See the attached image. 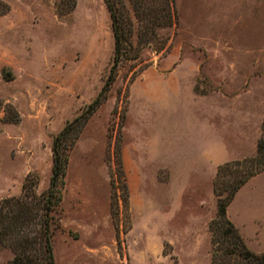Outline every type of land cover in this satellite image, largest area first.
Here are the masks:
<instances>
[{
  "label": "rangeland",
  "instance_id": "obj_1",
  "mask_svg": "<svg viewBox=\"0 0 264 264\" xmlns=\"http://www.w3.org/2000/svg\"><path fill=\"white\" fill-rule=\"evenodd\" d=\"M1 1L0 200L19 195L29 173L37 192L48 186L52 139L98 95L114 46L104 0ZM174 7L175 22L140 47L142 62L121 64L70 151L56 264L210 262L217 166L254 158L262 135L264 0ZM205 128L230 156L214 167L197 157ZM227 207L246 245L264 252V173ZM12 256L1 248L0 264Z\"/></svg>",
  "mask_w": 264,
  "mask_h": 264
},
{
  "label": "trees",
  "instance_id": "obj_2",
  "mask_svg": "<svg viewBox=\"0 0 264 264\" xmlns=\"http://www.w3.org/2000/svg\"><path fill=\"white\" fill-rule=\"evenodd\" d=\"M128 1L138 23L136 35L130 10L123 0H104L110 15L114 40L108 73L95 99L79 115L67 121L53 137L48 186L37 192L39 177L36 173H29L22 183L19 195L0 200V249L12 252L9 264H56L53 235L59 222L54 214L62 201L70 151L89 118L106 100L107 92L115 81L121 64L125 62L130 67H135L138 62H142L140 47L152 44L158 38L156 29L170 27L176 20L174 0ZM73 7L74 4L67 11ZM7 9L8 6L0 0V14ZM164 43L162 41V46ZM15 115L17 118V114ZM16 118H9L8 121L16 122ZM262 172L264 122L254 158H243L217 166L213 179L217 210L215 219L208 224L212 244L208 264H264V252L252 251L226 215V208L237 191L249 179Z\"/></svg>",
  "mask_w": 264,
  "mask_h": 264
},
{
  "label": "crops",
  "instance_id": "obj_3",
  "mask_svg": "<svg viewBox=\"0 0 264 264\" xmlns=\"http://www.w3.org/2000/svg\"><path fill=\"white\" fill-rule=\"evenodd\" d=\"M201 136H203V135H201ZM216 140H217V138L216 139L214 138L213 130L211 131L210 128H205L204 136L201 137L197 143V147L198 148L201 147V150H199V153L197 155L198 161L205 162L206 164H210L212 167H214L215 164L218 165V164L222 163L223 161L230 159V156H228V154H227V148L224 145V143H221V141H220V143H218L220 152L214 151ZM220 145L222 146V148H220ZM224 151L226 152L227 155H223ZM263 173L264 172H262L261 174H263ZM257 175H255V176H257ZM227 211H228V207H227Z\"/></svg>",
  "mask_w": 264,
  "mask_h": 264
}]
</instances>
